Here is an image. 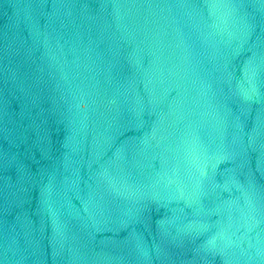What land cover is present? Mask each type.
Listing matches in <instances>:
<instances>
[{"label": "water", "instance_id": "1", "mask_svg": "<svg viewBox=\"0 0 264 264\" xmlns=\"http://www.w3.org/2000/svg\"><path fill=\"white\" fill-rule=\"evenodd\" d=\"M222 264H264V0H86Z\"/></svg>", "mask_w": 264, "mask_h": 264}]
</instances>
